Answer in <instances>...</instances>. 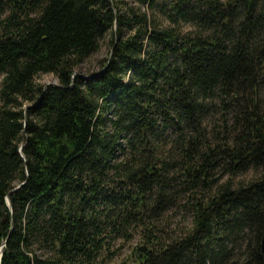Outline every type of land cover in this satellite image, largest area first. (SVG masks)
Returning a JSON list of instances; mask_svg holds the SVG:
<instances>
[{
    "label": "trees",
    "instance_id": "16d2710c",
    "mask_svg": "<svg viewBox=\"0 0 264 264\" xmlns=\"http://www.w3.org/2000/svg\"><path fill=\"white\" fill-rule=\"evenodd\" d=\"M263 230L264 0H0V264H264Z\"/></svg>",
    "mask_w": 264,
    "mask_h": 264
},
{
    "label": "rangeland",
    "instance_id": "374dc122",
    "mask_svg": "<svg viewBox=\"0 0 264 264\" xmlns=\"http://www.w3.org/2000/svg\"><path fill=\"white\" fill-rule=\"evenodd\" d=\"M223 1V0H220ZM108 37H104L99 43V49L91 54L79 68L74 72L76 75H85L87 73L97 72L102 64L103 59L107 57L108 47H107ZM35 83L39 86H46L49 84H55V79L49 75H43L35 79ZM210 121L209 117L206 118L205 122L208 124V129L211 125L208 123ZM254 176L253 171H249L246 174L239 175L233 178V183H243L252 179ZM226 180V176L220 178L219 183ZM179 205L166 211L158 221L159 229H162L166 236L177 237L182 232L190 227L191 214L186 210L183 203L184 201H178ZM137 233L132 232L129 239L124 240L122 237H115L108 248V253H112L111 257L107 252L99 258L97 264H128L131 250L138 243ZM237 249L233 250V254H236ZM109 257V258H108Z\"/></svg>",
    "mask_w": 264,
    "mask_h": 264
},
{
    "label": "water",
    "instance_id": "95a60500",
    "mask_svg": "<svg viewBox=\"0 0 264 264\" xmlns=\"http://www.w3.org/2000/svg\"><path fill=\"white\" fill-rule=\"evenodd\" d=\"M109 61H110V56L108 57L107 63ZM82 78H84V77H82ZM49 85H54V84H49ZM19 151L21 152V149H19ZM6 203L9 206L7 198H6ZM1 246H3V245H1ZM259 248H260L259 250H260L261 255L264 256V230H263L261 238H260ZM0 249H1V247H0ZM0 255H1V251H0Z\"/></svg>",
    "mask_w": 264,
    "mask_h": 264
}]
</instances>
